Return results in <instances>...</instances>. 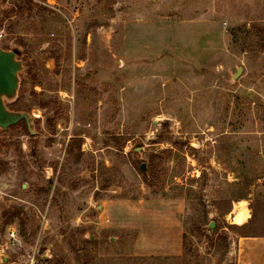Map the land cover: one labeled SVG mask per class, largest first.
I'll return each mask as SVG.
<instances>
[{
  "label": "rangeland",
  "instance_id": "rangeland-1",
  "mask_svg": "<svg viewBox=\"0 0 264 264\" xmlns=\"http://www.w3.org/2000/svg\"><path fill=\"white\" fill-rule=\"evenodd\" d=\"M0 47L34 131L0 127V264H237L264 0H0Z\"/></svg>",
  "mask_w": 264,
  "mask_h": 264
},
{
  "label": "water",
  "instance_id": "water-1",
  "mask_svg": "<svg viewBox=\"0 0 264 264\" xmlns=\"http://www.w3.org/2000/svg\"><path fill=\"white\" fill-rule=\"evenodd\" d=\"M20 54L18 48L5 49L0 47V127L5 130L25 120L30 132L33 134V116L26 111L20 112L10 109L7 105V102L14 100L18 94L20 73L24 70V63L20 58ZM242 70V67H238L236 73L233 74V79H236ZM138 151L140 150L138 149ZM140 167L144 173L147 172L145 162ZM210 227H215L214 221L211 222Z\"/></svg>",
  "mask_w": 264,
  "mask_h": 264
},
{
  "label": "crops",
  "instance_id": "crops-1",
  "mask_svg": "<svg viewBox=\"0 0 264 264\" xmlns=\"http://www.w3.org/2000/svg\"><path fill=\"white\" fill-rule=\"evenodd\" d=\"M248 218L249 215L242 222L248 221ZM236 252L237 264H264V236H239Z\"/></svg>",
  "mask_w": 264,
  "mask_h": 264
},
{
  "label": "trees",
  "instance_id": "trees-1",
  "mask_svg": "<svg viewBox=\"0 0 264 264\" xmlns=\"http://www.w3.org/2000/svg\"><path fill=\"white\" fill-rule=\"evenodd\" d=\"M5 48V47H4ZM9 107V102H7ZM25 121V120H22ZM244 197V196H242ZM252 217L241 226H237L241 236H264V225L260 230H257L258 222L264 221V202L261 199H255L254 203L251 204ZM230 211V209H228Z\"/></svg>",
  "mask_w": 264,
  "mask_h": 264
},
{
  "label": "built area",
  "instance_id": "built-area-1",
  "mask_svg": "<svg viewBox=\"0 0 264 264\" xmlns=\"http://www.w3.org/2000/svg\"><path fill=\"white\" fill-rule=\"evenodd\" d=\"M14 234H15V232H14V231H12L11 235H12V236H14Z\"/></svg>",
  "mask_w": 264,
  "mask_h": 264
}]
</instances>
